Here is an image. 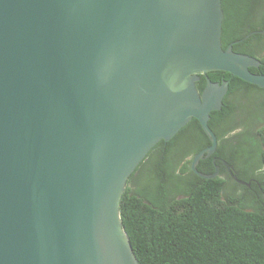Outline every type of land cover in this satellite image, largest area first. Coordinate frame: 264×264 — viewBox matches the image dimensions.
I'll use <instances>...</instances> for the list:
<instances>
[{
    "label": "water",
    "instance_id": "95a60500",
    "mask_svg": "<svg viewBox=\"0 0 264 264\" xmlns=\"http://www.w3.org/2000/svg\"><path fill=\"white\" fill-rule=\"evenodd\" d=\"M222 21L221 0H0V264H139L129 176L192 118L210 139L192 171L216 151L228 82L199 94V73L264 89Z\"/></svg>",
    "mask_w": 264,
    "mask_h": 264
},
{
    "label": "trees",
    "instance_id": "16d2710c",
    "mask_svg": "<svg viewBox=\"0 0 264 264\" xmlns=\"http://www.w3.org/2000/svg\"><path fill=\"white\" fill-rule=\"evenodd\" d=\"M230 2L221 0L223 13L231 7ZM257 3V10H263L260 16L264 18V0H258ZM246 7V0H235V9L243 10ZM241 36L223 19L220 36L223 49ZM232 49L255 56L243 50L237 42ZM259 60L258 67H251L250 70L264 73V56L259 57ZM207 75L211 81L218 83L222 78L228 80L229 90L234 88L233 82L250 85L226 71L212 70ZM199 77L201 81L195 85L200 94L205 82L202 81V73H199ZM188 123L195 124L202 131L195 118ZM208 124L211 126L210 121ZM259 132L264 137V126L259 128ZM209 143L207 141L206 144ZM258 156L264 164V149L259 150ZM207 161L209 158L200 160L196 168L200 170ZM187 170L188 164L181 168V172ZM209 171H214V165H210ZM134 172L129 176L121 196L119 215L139 264H264L262 203L248 210L236 198L223 199L224 181L217 176L194 178L185 194L179 198H161L154 173L148 174L150 185L138 189L131 183Z\"/></svg>",
    "mask_w": 264,
    "mask_h": 264
},
{
    "label": "flooded vegetation",
    "instance_id": "af4514ba",
    "mask_svg": "<svg viewBox=\"0 0 264 264\" xmlns=\"http://www.w3.org/2000/svg\"><path fill=\"white\" fill-rule=\"evenodd\" d=\"M246 1L247 7L237 10L234 8L235 0H231V7L226 8L223 19L236 34H242L235 40L241 48L259 59L264 56V18L260 16L263 13L257 10L258 0ZM202 74L206 85V78L209 77L207 73ZM222 81L228 82L223 78ZM233 87L229 90L228 82L222 104L211 111L215 113L208 121L216 136L217 147L213 154L199 159L209 158L200 170L196 168L200 174L192 171L191 162L196 153L210 144H206L210 139L203 129L200 131L193 123H186L169 140L158 141L145 155L138 168L147 176L155 174L161 198L183 196L194 178L206 179L203 175L212 173L209 171L212 164L214 170L217 167L216 176L224 181L222 196L234 198L225 188L238 187L244 190L243 199L248 201L249 206L264 202V164L258 156L259 150L264 149V137L259 132V128L264 126V89L238 82H233ZM196 145L200 148H194ZM245 153H250L251 160L244 157ZM187 157L189 160L182 163ZM187 164L189 170L181 172Z\"/></svg>",
    "mask_w": 264,
    "mask_h": 264
},
{
    "label": "rangeland",
    "instance_id": "374dc122",
    "mask_svg": "<svg viewBox=\"0 0 264 264\" xmlns=\"http://www.w3.org/2000/svg\"><path fill=\"white\" fill-rule=\"evenodd\" d=\"M262 11H263L262 9L259 10V12H262ZM244 157H246V158H248V159L251 160L250 153H245ZM187 160H189V157H187L186 159H184L182 163H184ZM148 177L149 176H147L146 174H144L143 171H140V169L137 168L135 170L134 174H133V177L131 178V183H133L136 188L140 189L141 187H144L147 184L151 183V182H148L147 181V178ZM221 177H224V176H221ZM226 190L227 191H230V193H231L230 195L233 196L234 198H237L239 201H241L245 205L246 209H248V210H253L254 207H256L257 205H259V204H255L254 206H249L248 201L245 200V199H243V197H244L243 196L244 190L241 189V188L236 187V188H231L229 190V188L226 187L225 188V191ZM222 198L225 199L226 197L223 195ZM262 205H264V202L262 203Z\"/></svg>",
    "mask_w": 264,
    "mask_h": 264
}]
</instances>
